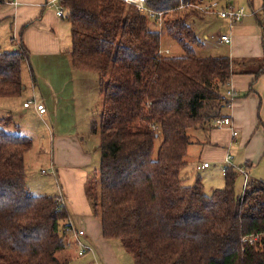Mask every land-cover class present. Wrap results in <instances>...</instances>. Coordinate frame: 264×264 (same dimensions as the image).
<instances>
[{
  "label": "trees",
  "instance_id": "1",
  "mask_svg": "<svg viewBox=\"0 0 264 264\" xmlns=\"http://www.w3.org/2000/svg\"><path fill=\"white\" fill-rule=\"evenodd\" d=\"M12 1L0 0V6ZM180 1L144 0L147 9L162 12L158 30V17L134 3L59 0L70 25L71 65L94 72L102 94L100 115L91 123L99 170L85 195L103 238L119 240L134 264H264V181L248 178L237 194L238 171L225 167L223 186L207 194L199 175L192 184L183 176L187 130L228 117L224 88L233 74L264 75V5L255 13L261 58L235 60L195 53L202 42L189 19L197 13L177 9ZM28 26L14 50L0 51V99L22 94V64L30 57L22 33ZM165 37L184 53L159 52ZM4 120L0 264H68L56 256L65 248L67 205L58 196L31 192L25 155L33 141L4 132Z\"/></svg>",
  "mask_w": 264,
  "mask_h": 264
},
{
  "label": "crops",
  "instance_id": "2",
  "mask_svg": "<svg viewBox=\"0 0 264 264\" xmlns=\"http://www.w3.org/2000/svg\"><path fill=\"white\" fill-rule=\"evenodd\" d=\"M210 1L217 2V9L237 4L235 3V0H229L228 2L223 1L222 3H220V0H207V3H210ZM243 1H247L248 8H250L251 11L246 12L245 9L237 6V8L244 10V16L237 23L230 24L227 20L220 18L216 13V10L214 13H207L208 15L203 14L201 16L192 17L189 19V23L198 37L197 31L193 27L198 19L210 23H213L217 18L224 20L223 27L226 30L221 33V35H228L230 41L226 43L220 40L219 37L221 35H219L217 39L224 44H229V51L225 56H229L231 59L242 57L247 59H260L263 54L261 46V30L255 24L254 17L255 13L261 12L264 0ZM54 2L55 0H13L12 3L0 6V23L5 20L0 26V29L6 28L7 22L9 25L8 28L11 30V22H13V43L10 42V46L12 47L7 46L8 50L15 49V45L20 38L19 35L21 28L24 25L29 24L26 30L22 33V41L30 55L32 52L45 53V51L50 55H58L57 58L60 57V53L63 51L69 55L71 48L70 25L64 18V12L62 16L57 15V11L61 7L58 4L56 9V5L53 6ZM63 19H65L68 24ZM199 33L202 32L200 31ZM201 36H204L203 38L205 39L207 38V35L204 33ZM63 38L64 42L62 43L61 41ZM29 60H31L30 57ZM41 60L46 61L47 58H41ZM53 86L55 87V85ZM263 86L264 77L255 78L254 75L250 73L233 74L231 76L224 88L227 97L230 99V105L227 107V109L230 108V113L226 116L231 119V127H217L214 125V122L199 126L200 129L206 131V134H209V141H206L208 145H205L204 148L199 150L197 159L193 158L189 163L186 161L187 166L184 169L183 176L187 177V181L189 179L187 167L190 162L191 170H204L209 168L210 164L206 167H201L204 162H207V160H205L206 158L221 162L223 161L222 164L226 165V158L229 154L231 155V147L236 142L238 129L242 130V137L239 145H244L246 149V145H249V142L252 141L250 130L252 128L253 120L251 121V126L247 125L245 120L246 117L252 113V109L255 108L257 99L261 100V94L264 93ZM249 87L252 89L250 92H248ZM39 91L42 99H38L37 96L39 93L36 92V89L35 92L33 91L32 93V98L35 99L37 103L43 104L46 111L43 114H39L31 105L32 111L43 120L46 115L49 124H46L43 128L45 132V137L43 139L45 154H43V158L39 155L37 156L41 158L42 162L45 159L44 157H47L46 159L48 162H46L50 167L48 172L53 176L54 183L56 182L57 184H60L59 191H56L52 196L61 197L64 201L67 198L69 201V206H67V208L70 207L74 212V215L70 216L69 222L73 223L75 229L84 231V235L78 236L76 232L70 230L68 231L69 235L71 234L69 237L73 239V241L79 240L92 246V251L89 252L92 253L95 264H98L99 261L102 264H117L114 259L115 255L113 254V244H111L109 239L107 240L103 238L101 234V223L92 217L91 208L84 193V187L88 181V179H86L87 174L84 168L93 161L96 153L95 149L91 152L92 149L85 147L81 141V138L83 140V137H79V129H77V127L73 128L68 121L66 122L65 119H61L60 117V113L64 111V104L61 103V100L64 96H67L66 89H62V92L59 93L57 90L56 94H54L53 91H50L49 94H44L41 92L40 88ZM228 91L233 92V98H230V95L227 93ZM242 93L244 95L243 97H240ZM31 106H23V108L29 109ZM24 113L25 112L22 111V114ZM26 113L28 114L29 112L26 111ZM263 127L262 130L264 129ZM231 128L237 131L235 137H232ZM222 134H224V136ZM97 146L98 143L95 148H97ZM253 146H255L254 152L250 151L244 155L245 160L242 165L241 163L234 164L233 162L225 166L233 167L235 170H239L243 173L245 176V183L250 175L255 179L262 180L260 179L261 177H257V175L253 173L254 162H252L251 159L257 156H259L257 157V161L260 158L264 159L263 133L262 146H258V143L253 144ZM200 155L204 157L200 159ZM25 167L27 166L25 165ZM72 179L76 181V188L70 186ZM27 181L28 179L26 177V183ZM68 211L70 210L68 209ZM75 247V245L72 247V245L65 244V248L62 250V255H71V257H65L68 264H71V260H78V258L76 259V257L72 255V251L76 250Z\"/></svg>",
  "mask_w": 264,
  "mask_h": 264
},
{
  "label": "rangeland",
  "instance_id": "3",
  "mask_svg": "<svg viewBox=\"0 0 264 264\" xmlns=\"http://www.w3.org/2000/svg\"><path fill=\"white\" fill-rule=\"evenodd\" d=\"M222 2L223 1L220 0V3ZM58 3L59 0H55L53 6L56 5V9ZM142 3L144 5V0H142ZM203 3H207V0H203ZM235 3L237 4L232 5L236 7L240 6L241 8L245 9L246 12L251 11V9L248 8L247 1L244 2L243 0H235ZM183 10L184 9H181V11ZM194 11L197 13V16H201L203 14L208 15L207 13H214L203 12L199 9H194ZM63 20L67 23L65 19ZM223 21L224 20L220 18L215 19L213 23L200 19L196 21L193 27L197 31L199 40L202 42V46L193 47L196 54L200 56H225L228 54L229 44H224L217 39V37L226 30L223 27ZM3 22H5V20L0 23V26ZM6 24V28L0 29V51H7V46L11 45L10 42L13 43V22H11V30L8 28L9 25L7 22ZM255 24L260 28V26L256 23V20ZM163 26L164 22L161 19L155 27L156 29L160 30L163 28ZM198 31H201L202 33H199ZM203 33L207 35L206 39L203 38L204 36H201L203 35ZM61 42H64V38ZM165 49H169L170 54L172 55H181L184 53L181 47L175 41L171 40L168 37H165L162 42L161 50L164 52ZM57 56L47 54L46 51L45 53L32 52L30 55L31 60H29L28 62L24 61L22 64L21 75L23 91L21 96L17 98L0 99V120L5 119L4 123L2 124L3 131L14 135H25L30 137L33 141L32 147L26 152L25 165L27 166L26 175L28 179V187L35 195H53L54 193H56V191H59L60 185L56 182L54 183L53 176L48 172L50 167L47 164V157H44L45 159L43 162L41 160V158H43V154H45L43 144L45 132L43 128L46 124H49V120L46 115L43 120L36 113H34L32 111L33 104L29 105H32L29 109H25L22 106L23 100L24 102H27L29 100L36 101L32 98V93L33 91L35 92V89L36 92L39 93L37 96L38 99H42L40 97L39 88L44 94H49L50 91H53V93L56 94L57 90L59 93L62 92V89H66L67 96H64L61 100V103L64 104V111L60 113V117L61 119H65L66 122L68 121V123L73 128L77 127V129H79L78 134L80 138L83 137V140L81 138V141L85 145V147L92 149L91 152H93V149H95L96 153L94 155L93 161L91 162V164L84 168L87 174L86 179H88V181H94L95 183V180L97 179V172L99 170L100 155L98 146L97 148H95L98 143V137L96 134H93L91 132V123L94 120H98L102 104V94L100 92L98 76L94 72L82 71L73 68L70 62V56L64 51L60 53L59 58H57ZM41 58H47V60L42 61ZM241 59L247 60V58L245 57L235 58V60ZM263 77L264 75H260L257 78ZM33 84L35 85V87ZM53 85H55V87ZM243 95L244 94L242 93L240 97H243ZM22 111L25 113L22 114ZM26 111L29 113L27 114ZM229 113L230 108H225L224 114L229 115ZM252 120L253 124L250 130L252 141L249 142V145H246V149L244 145H239L240 139L242 137V130L238 129L236 142L231 147L230 161L226 163V165H223V161L221 162L218 160H210L209 158H206L205 160H207V163L210 164V167L204 170H191L190 162L187 167L189 179L186 183L192 184L195 177L199 175L204 186V192L208 194L210 193L212 188H220L223 186V169L225 166L233 162L234 164L241 163L242 165L245 160L244 155L250 151L254 152L255 146H253V144L258 143V146H262V127L264 123V93L261 94V100L257 99L255 108H253L252 113L246 117L245 122L247 125L251 126ZM187 134L190 138L191 143L188 147V153L185 158L189 163L191 159H197L199 150L201 148H204L205 145H208L206 141H209V134H206V131L200 129L199 127L187 130ZM222 135L224 136V134ZM157 144L158 140L156 142V145ZM37 155L41 156V158ZM202 157L204 156L200 155V159H202ZM257 157L251 159V161L254 162L253 173L257 175V177H261L260 179L264 181V159L260 158L257 161ZM249 178L254 177L250 175ZM244 185L245 176L238 170V175L234 184L235 192L237 194H241ZM70 186L76 188V181L74 179L71 180ZM60 200L63 201V203L66 202V205L69 206V201L67 200V198L64 201V199L60 197ZM89 206L91 208L92 217L100 223L99 217L93 214L92 206L90 203ZM68 209L70 210V216H73L74 212L70 209V207H68ZM69 218L64 221V224L69 223ZM63 231L65 232V244L72 245V247L74 245L76 246V250L72 251V255H74L76 259L78 258V260H71V264H95L91 252L85 253L84 255L79 254L80 251L77 241H73V239L69 237L71 236V234L69 235L68 233V231L70 230L64 229ZM110 241L111 244H113V254L115 255L114 259L116 260L117 264H134L132 257L122 248L119 240L112 239ZM62 250L58 251L56 253V256L61 262H64L66 261L65 257H71V255H62ZM99 263L101 262L99 261L98 264Z\"/></svg>",
  "mask_w": 264,
  "mask_h": 264
},
{
  "label": "built area",
  "instance_id": "4",
  "mask_svg": "<svg viewBox=\"0 0 264 264\" xmlns=\"http://www.w3.org/2000/svg\"><path fill=\"white\" fill-rule=\"evenodd\" d=\"M124 1L129 2V3H134L138 7L139 10L146 12L149 15V17H151V18L154 15H156L158 17V23H159V20H161L162 12H156V13L152 12L151 10L147 9L143 5L142 0H141V2H140V0H124ZM177 9H192V10L199 9L200 11H203V12H214L216 10V13L218 14V16L220 18L227 20L230 24L239 22L242 19V17L244 16V10L241 8H237L235 6L228 5V6L217 9V2H215V1H210V3H203V0H196V1H193V0L182 1L181 0ZM57 15L58 16L63 15L62 8L58 9ZM219 38H220V40H222L226 43L230 41L229 36L225 35V34L221 35ZM159 52L163 53L162 50H159ZM168 52H169L168 49L164 50V53H168ZM227 93H228V95H230V98H233V96H234L233 92L228 91ZM30 104H33V107L35 108V110L39 114L45 113L46 109H45L44 105L41 103H37L34 100H29L27 102H24L23 106L28 107ZM214 125L217 127H219V126L231 127V119L229 117L218 118L214 121ZM231 129H232V132H231L232 137H235L237 135V131L234 130L233 128H231ZM230 158H231V155L229 154L226 158V163H228L230 161ZM206 166H208V163L204 162L201 167L203 168ZM224 171H225V167L223 169V173H224ZM67 229L76 232V234L78 236L84 235V231L75 229L72 222H69V227H67ZM77 243L79 246V251H80L79 254L80 255H84L85 253L92 251V246L90 244L83 243L79 240H77Z\"/></svg>",
  "mask_w": 264,
  "mask_h": 264
}]
</instances>
